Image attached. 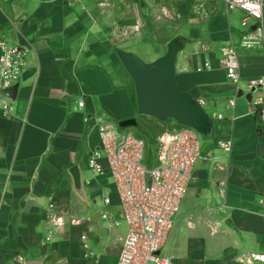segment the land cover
<instances>
[{"label": "crops", "instance_id": "crops-1", "mask_svg": "<svg viewBox=\"0 0 264 264\" xmlns=\"http://www.w3.org/2000/svg\"><path fill=\"white\" fill-rule=\"evenodd\" d=\"M242 17L222 0H0L4 41L29 50L17 89L1 94L0 264H83L73 237L82 225L72 215L77 201L89 210L95 231L106 221L100 234L107 241L88 264L118 263L127 226L110 176L89 169L100 147L94 118L118 126L136 120L134 83L118 54L150 64L172 42L182 46L177 88L204 108L212 133L201 138L160 257L174 264H243V256L264 251V125L252 112L253 99L239 97L219 65L223 48L240 44ZM239 58L243 82L264 76L261 50H240ZM206 64L210 70L197 71ZM3 101L11 105L8 117ZM170 125H155L163 128L160 138L171 133ZM227 140L231 153L219 147ZM74 168L84 199L73 189ZM107 194L110 202L104 199L99 211L95 198Z\"/></svg>", "mask_w": 264, "mask_h": 264}, {"label": "built area", "instance_id": "built-area-1", "mask_svg": "<svg viewBox=\"0 0 264 264\" xmlns=\"http://www.w3.org/2000/svg\"><path fill=\"white\" fill-rule=\"evenodd\" d=\"M222 1L228 10L242 13L244 33L238 46L232 44L223 48L220 68L236 92L253 95L252 112L264 125V76L243 82L239 58L240 50H261L264 56V0ZM28 57L27 48L4 41L0 28V102L2 92L18 85ZM210 69L211 66L206 64L197 71ZM78 106L83 108V102L80 101ZM234 106L235 101H231L230 107ZM2 112L4 116L10 115L11 105L7 101L2 102ZM94 121L99 131L100 147L91 155L89 169L97 176H110L127 226L117 264H174L171 258L160 257V253L174 230V219L180 212L200 157V135L188 127L166 134L160 138L155 164L148 165L145 141L132 134H120L104 116L96 117ZM219 147L231 153L233 142H219ZM109 202L107 198L106 203ZM260 206L264 218V192ZM103 218L109 219L107 215ZM82 240L86 241V237L83 236ZM241 261L243 264H264V251L249 253Z\"/></svg>", "mask_w": 264, "mask_h": 264}, {"label": "water", "instance_id": "water-1", "mask_svg": "<svg viewBox=\"0 0 264 264\" xmlns=\"http://www.w3.org/2000/svg\"><path fill=\"white\" fill-rule=\"evenodd\" d=\"M181 49L180 43L172 42L167 53L150 64L144 63L134 54L122 52L118 54V57L133 80L138 115L150 117L159 122L171 119L180 127L191 128L201 138L208 139L212 133V120L190 94L180 92L177 88L176 60ZM16 89L17 85L4 93ZM238 94L241 98L245 96L246 100L251 103L252 94L245 95L242 91H239ZM135 126H137L136 120H128L121 122L119 128L125 130ZM71 174L74 192L84 199L85 194L79 168H74ZM26 264L43 263L28 262Z\"/></svg>", "mask_w": 264, "mask_h": 264}, {"label": "rangeland", "instance_id": "rangeland-1", "mask_svg": "<svg viewBox=\"0 0 264 264\" xmlns=\"http://www.w3.org/2000/svg\"><path fill=\"white\" fill-rule=\"evenodd\" d=\"M136 121H137V126L125 130L120 129L115 122H112V125L122 135L132 134L136 138L145 141L147 144V164L153 165L155 164L156 161V152L158 151L160 146L159 143L160 133L162 132L163 128H160L159 126H155L160 122L150 117H144L138 115L136 117ZM166 123L171 124L170 132H173L175 131V129L180 128V126L171 119L166 120ZM109 182L111 185L113 184L112 179H110ZM106 198H111V196L107 194L106 196L100 195L95 198L96 201L95 203L96 206H98L97 208L99 209V211L100 210L102 212L105 211L104 199ZM88 213L89 210L87 209V207L81 201H77V205L73 210L72 215H74V218L81 220L82 225L75 227V230L73 231V237H74V242L77 246V253L79 255L78 260L83 264L91 263L96 258H99L100 257L99 254L102 251L103 244H105L107 241L106 238L103 237L102 234H100V232L104 233L103 230L106 226V221L102 220L100 223L101 224L100 228H97V230L95 231L94 227L91 225V223H89L90 217ZM99 216H101L100 213ZM177 216L175 217L174 221H176ZM82 235L86 236L87 238L86 241L84 242H82L80 239ZM85 245L87 246V248L84 247Z\"/></svg>", "mask_w": 264, "mask_h": 264}]
</instances>
